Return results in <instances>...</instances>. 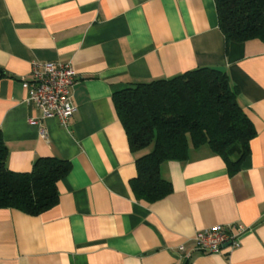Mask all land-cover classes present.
Instances as JSON below:
<instances>
[{
    "label": "crops",
    "instance_id": "crops-1",
    "mask_svg": "<svg viewBox=\"0 0 264 264\" xmlns=\"http://www.w3.org/2000/svg\"><path fill=\"white\" fill-rule=\"evenodd\" d=\"M32 61L75 69L66 127L26 101ZM200 67L227 74L255 131L248 152L231 174L207 143L189 141L185 159L160 165L171 192L142 202L113 97ZM0 132L14 173L37 157L70 163L50 209H0V264H264V42L227 44L214 0H0ZM227 224L248 228L236 249L177 253Z\"/></svg>",
    "mask_w": 264,
    "mask_h": 264
},
{
    "label": "trees",
    "instance_id": "trees-1",
    "mask_svg": "<svg viewBox=\"0 0 264 264\" xmlns=\"http://www.w3.org/2000/svg\"><path fill=\"white\" fill-rule=\"evenodd\" d=\"M219 28L226 43L258 39L264 42V0H214ZM117 116L129 146L136 153L134 196L156 201L171 192L160 175L161 163L182 160L189 141L207 143L235 173L255 134L238 104L227 74L200 67L168 79L138 81L114 97ZM7 149L0 132V209L17 208L29 214L57 203L58 181L70 163L57 156L37 157L30 172L6 168Z\"/></svg>",
    "mask_w": 264,
    "mask_h": 264
},
{
    "label": "built area",
    "instance_id": "built-area-1",
    "mask_svg": "<svg viewBox=\"0 0 264 264\" xmlns=\"http://www.w3.org/2000/svg\"><path fill=\"white\" fill-rule=\"evenodd\" d=\"M77 78L70 63L32 61L29 76L22 81L26 101L41 111L43 119L55 118L66 127L76 110L71 99V88ZM247 229L241 224L214 225L197 231L191 239L190 249L180 244L176 251L185 259L195 251L216 253L222 248L231 251L239 246V237Z\"/></svg>",
    "mask_w": 264,
    "mask_h": 264
}]
</instances>
